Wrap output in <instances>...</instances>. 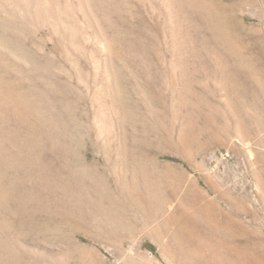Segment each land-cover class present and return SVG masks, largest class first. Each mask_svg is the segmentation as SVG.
Listing matches in <instances>:
<instances>
[{
  "label": "rangeland",
  "instance_id": "obj_1",
  "mask_svg": "<svg viewBox=\"0 0 264 264\" xmlns=\"http://www.w3.org/2000/svg\"><path fill=\"white\" fill-rule=\"evenodd\" d=\"M105 1L27 36L52 88L0 114V264H264V0Z\"/></svg>",
  "mask_w": 264,
  "mask_h": 264
},
{
  "label": "bare ground",
  "instance_id": "obj_2",
  "mask_svg": "<svg viewBox=\"0 0 264 264\" xmlns=\"http://www.w3.org/2000/svg\"><path fill=\"white\" fill-rule=\"evenodd\" d=\"M118 1L119 5H123V3L126 2V0ZM133 1L141 3L142 0ZM96 6H103V8H105L106 1L0 0V114L8 115L10 112H14L15 115H18L21 118V121L24 120L25 122L31 118L30 116L32 114L35 115V118L39 123L42 121L44 122L47 119L45 118L46 113L44 111L45 100L48 99L46 98L47 89L45 90V87L48 85V83H46L48 78H45L46 67L39 55L33 52L31 54L30 50V52L26 50L27 36L31 35L35 38L42 30H48L51 39L62 37L61 39L63 40V38L70 34H79L83 37L88 34L86 31V34L83 32L86 25L88 27L91 26V24H94L97 27L100 22V17H98L100 12L97 11ZM60 9L63 13L60 12ZM102 9L100 10L102 11ZM75 11L79 14L78 17L75 14ZM79 18L83 19V23L77 22L81 29H78L77 23H75V20ZM16 35L22 39L21 43L16 41ZM97 75L98 73H96V77ZM15 83H17L16 86H19L21 91L18 92L15 89ZM103 84L104 83H102V85ZM30 86H33V96L31 95L32 99L29 94ZM47 87L50 89L52 88L49 85ZM31 100H33L32 111L30 110L31 103H29ZM30 111L31 113H29ZM50 119L54 124L53 126L51 123V126H53L55 130H58L59 110L54 101ZM24 127H26V125ZM1 146L2 144L0 143V149ZM0 156L3 157V155ZM2 178L3 177L0 179ZM0 183L2 182L0 181Z\"/></svg>",
  "mask_w": 264,
  "mask_h": 264
}]
</instances>
